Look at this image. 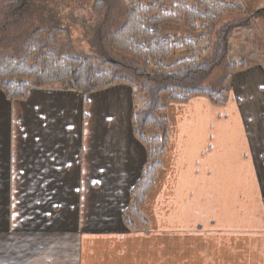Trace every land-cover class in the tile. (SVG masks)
<instances>
[{
  "label": "crops",
  "instance_id": "obj_1",
  "mask_svg": "<svg viewBox=\"0 0 264 264\" xmlns=\"http://www.w3.org/2000/svg\"><path fill=\"white\" fill-rule=\"evenodd\" d=\"M229 82L221 105L166 104L148 226L133 229L122 214L146 163L135 90H0V264H264V64Z\"/></svg>",
  "mask_w": 264,
  "mask_h": 264
},
{
  "label": "trees",
  "instance_id": "obj_2",
  "mask_svg": "<svg viewBox=\"0 0 264 264\" xmlns=\"http://www.w3.org/2000/svg\"><path fill=\"white\" fill-rule=\"evenodd\" d=\"M0 1V90L8 100L25 99L31 88L72 90L84 96L118 83L142 94L131 125L145 148L146 163L122 218L130 229L147 228L141 206L168 141L169 123L160 96L166 94L168 102L197 95L215 105L225 102L231 74L247 66L227 52L247 20L235 17L246 11L244 0H39L44 8L30 13L38 26L16 41L5 32L31 11L34 0ZM70 15L77 16L79 36L89 43L95 39L96 53L58 50L69 45L64 37L68 29L61 25ZM180 51L188 55L170 61ZM148 130L158 133L149 137Z\"/></svg>",
  "mask_w": 264,
  "mask_h": 264
},
{
  "label": "rangeland",
  "instance_id": "obj_3",
  "mask_svg": "<svg viewBox=\"0 0 264 264\" xmlns=\"http://www.w3.org/2000/svg\"><path fill=\"white\" fill-rule=\"evenodd\" d=\"M71 2H79V3H89L91 0H68ZM1 2V1H0ZM245 2V12L235 15L237 19L246 18V22L241 24L242 28L238 29L239 33L235 34L233 38H231L228 46V57L235 61L244 60L247 63V66L253 64L255 62H259L264 64V13L259 12L260 9L264 8V0H244ZM38 8H44L41 6V1L34 0L32 2L31 11L25 15L19 22L14 23L10 29L5 32V36H9L13 39L18 40L22 37L26 32L37 27V19L34 18V13ZM248 12V13H246ZM30 13L33 15L30 16ZM232 16H228L225 19H230ZM69 20L61 25L68 29V32L64 34V37H67L69 41V45L62 46V48H58L59 51L66 53H73L75 51H80L83 54L86 53H96L95 52V39H93L92 43H89V39L79 36L80 31L78 24L76 22L77 16L70 15ZM16 25H19V30H13ZM188 55L182 51L178 52L177 55L172 56L170 61H175L176 59L182 58ZM246 66V67H247ZM245 67V68H246ZM230 83V82H229ZM228 93L225 95V99H227ZM135 95L137 101L141 98L142 94L136 88ZM168 103V97L166 94H162L160 96V104L166 108V104ZM142 106V104L138 105V107ZM164 108V113H165ZM230 120V118H229ZM155 133H158L156 130H148L147 134L149 137H153Z\"/></svg>",
  "mask_w": 264,
  "mask_h": 264
}]
</instances>
